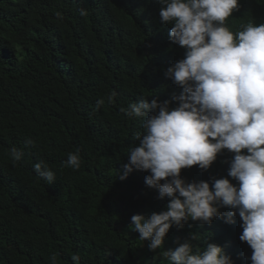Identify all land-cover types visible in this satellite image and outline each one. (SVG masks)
<instances>
[{"label": "trees", "instance_id": "16d2710c", "mask_svg": "<svg viewBox=\"0 0 264 264\" xmlns=\"http://www.w3.org/2000/svg\"><path fill=\"white\" fill-rule=\"evenodd\" d=\"M160 7L158 0H0V264H51L53 255L56 264H73V255L79 264H169L156 255L186 241L201 251L215 243L233 264H251L238 214L231 224L214 218L173 226L156 251L130 227L133 215L159 213L169 202L145 184L149 172L121 179L143 132L142 118L121 109L182 92L164 72L185 49L170 41ZM248 22L264 23V0H240L227 24L235 32ZM27 137L35 147L25 148ZM12 147L25 152L17 163ZM77 151L80 169L64 167ZM232 155L225 149L208 170L192 166L181 176L236 184L225 163ZM40 161L56 173L51 185L34 171ZM192 233L199 238L191 241Z\"/></svg>", "mask_w": 264, "mask_h": 264}, {"label": "clouds", "instance_id": "9594fccd", "mask_svg": "<svg viewBox=\"0 0 264 264\" xmlns=\"http://www.w3.org/2000/svg\"><path fill=\"white\" fill-rule=\"evenodd\" d=\"M160 20L172 27L170 41L185 49L184 58L164 75L182 89L171 101L141 98L122 108L130 119L142 118L138 146L129 149L124 175L149 172L145 184L168 198L165 210L149 216L135 214L130 225L152 251L164 248L169 230L189 221L211 224L214 218L231 224L241 219V242L252 249L251 264H264V23L248 22L235 32L227 21L240 10V0H158ZM81 15L86 9L80 10ZM116 92L107 96L114 103ZM172 101L177 106L170 107ZM103 98L97 106L103 105ZM31 137L24 146L35 147ZM232 153L227 176L186 182L182 169L208 170L223 150ZM12 161L25 152L9 149ZM64 167L79 170V152H70ZM38 177L51 185L56 173L44 161L34 164ZM163 181V182H162ZM220 208L230 209L222 213ZM199 238L191 234V241ZM163 255L169 264H233L222 246L207 243L201 251L190 241ZM79 264L80 257H71ZM56 264V256L51 258Z\"/></svg>", "mask_w": 264, "mask_h": 264}, {"label": "rangeland", "instance_id": "374dc122", "mask_svg": "<svg viewBox=\"0 0 264 264\" xmlns=\"http://www.w3.org/2000/svg\"><path fill=\"white\" fill-rule=\"evenodd\" d=\"M163 253H164V252H161V253L157 254V255H156V258H161V257H163V256H164ZM155 261H156V260L153 259L151 262L154 263ZM163 264H166V259L163 260Z\"/></svg>", "mask_w": 264, "mask_h": 264}]
</instances>
